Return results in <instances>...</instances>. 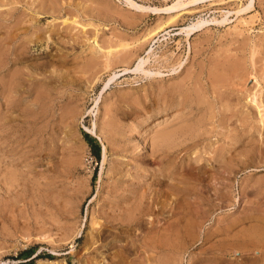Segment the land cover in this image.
<instances>
[{"label": "rangeland", "instance_id": "rangeland-1", "mask_svg": "<svg viewBox=\"0 0 264 264\" xmlns=\"http://www.w3.org/2000/svg\"><path fill=\"white\" fill-rule=\"evenodd\" d=\"M66 1L0 0L17 31L49 37L22 48L21 91L0 105V264H249L264 252V0ZM178 85L193 103L162 110ZM162 152L139 183L148 225L119 226L108 185Z\"/></svg>", "mask_w": 264, "mask_h": 264}, {"label": "bare ground", "instance_id": "bare-ground-1", "mask_svg": "<svg viewBox=\"0 0 264 264\" xmlns=\"http://www.w3.org/2000/svg\"><path fill=\"white\" fill-rule=\"evenodd\" d=\"M68 1V0H67ZM66 1V2H67ZM128 2V4L131 6V7H134V8H143L142 6H139V5H136L134 4L132 1L130 0H126ZM200 0H191L190 2L191 3H194V2H198ZM62 3V2H61ZM60 3V4H61ZM94 5V4H93ZM184 4H180V1H175V3H173L172 5L168 6V7H164V8H160L162 9L163 11H171V10H175L176 8H179L180 6H182ZM2 6V5H0ZM249 7H251V0L250 2L248 3V5L246 7H243V8H240V10H238L237 12L239 11H243V10H246L248 9ZM95 8V7H94ZM22 9V8H21ZM85 9V7H84ZM160 9H152L153 11H162ZM10 11V10H8ZM11 12V11H10ZM21 15V14H20ZM84 17V16H83ZM175 16H170L168 18V21H172L174 19ZM67 18V17H66ZM17 19V18H16ZM16 19L14 18V15L11 13H8V12H3V11H0V105H4L6 108L8 106H10V103L11 101H9V99L13 96V95H18L17 92L21 91L19 90L18 86L20 84H23V81L21 80L23 78V74L25 75V73H19V70H13L10 68V66L14 65V64H20V61L23 59V52H22V48H24V46L26 47V44H29V43H32L33 45H36L37 43H39L40 41H42L43 39H45V37H47V39L49 38L48 36H42V34L39 33L40 29H35L34 27L29 31H23L21 32L20 30L17 31L15 27H17V24H20L21 22H17ZM20 19V18H19ZM74 23H76L74 20H72ZM213 21H216V20H213ZM223 21V20H221ZM15 22V23H14ZM63 23H66V22H63ZM203 23H205V21H202L200 19H198L197 21H195L194 23H191L190 25H188L184 30L185 32H190L198 27H200ZM78 24V23H77ZM81 24V23H80ZM78 26V25H77ZM88 26V24H87ZM86 26V27H87ZM81 27L84 28V26L81 24ZM38 32V34H37ZM3 33V34H2ZM154 33V32H152ZM27 34H29L27 36ZM89 34V33H87ZM35 35V37H33ZM33 37V38H32ZM46 39V40H47ZM103 38H101L100 40H102ZM105 40V39H104ZM102 40V41H104ZM109 41V40H107ZM107 43V42H106ZM104 43V44H106ZM109 44V43H108ZM112 44V43H111ZM95 45V49L98 48L99 50H101V46L98 45L97 43L94 44ZM63 48V47H62ZM94 48V47H93ZM105 48L107 50V47L103 46L102 49ZM104 50V49H103ZM93 51V50H92ZM111 50L108 49V51H106L107 55L110 53ZM120 51V50H119ZM89 52V50H88ZM101 52H103L101 50ZM105 52V51H104ZM103 52V53H104ZM102 53V54H103ZM106 53H105V57H106ZM125 53V52H124ZM121 55V54H120ZM119 56V55H118ZM124 56V55H123ZM121 57V56H120ZM108 58V57H107ZM110 58V57H109ZM226 58V57H225ZM85 59V58H84ZM111 59V58H110ZM147 59V58H146ZM109 61V59H107ZM121 60V59H120ZM24 61V59H23ZM145 59L143 58H140L137 60V62L135 63L134 67L130 70L134 71V72H140L143 74H147V73H150L149 71H145L143 69V65L145 63ZM29 63V62H28ZM94 63V62H93ZM107 63V62H106ZM217 64V62H216ZM221 64V63H219ZM214 65V64H213ZM16 66V65H14ZM35 66V65H34ZM82 67V66H81ZM80 67V68H81ZM84 67V66H83ZM199 67V66H198ZM65 68V67H64ZM63 68V69H64ZM76 68V67H75ZM79 68V69H80ZM89 68V67H88ZM77 69V68H76ZM83 69V68H82ZM85 69V67H84ZM200 69V68H199ZM66 70V69H65ZM127 70V69H125ZM147 70V69H146ZM188 70V69H186ZM52 71V69H51ZM158 73V72H157ZM188 73V72H187ZM191 73V71H190ZM153 74V72L151 73ZM189 74V73H188ZM28 75V73H27ZM26 75V76H27ZM148 75V74H147ZM186 75V74H185ZM199 75V74H198ZM25 76V77H26ZM200 76V75H199ZM90 77V76H89ZM88 77V79H89ZM183 77V76H182ZM28 78V77H26ZM34 78V77H33ZM197 78V77H196ZM225 78V77H224ZM87 79V77L85 78ZM87 79V80H88ZM226 79V78H225ZM30 78L27 79V81H29ZM180 80H182L180 78ZM179 80V81H180ZM184 80V79H183ZM178 81V80H177ZM218 81V80H217ZM183 82V81H182ZM187 82V81H186ZM222 82V81H221ZM57 83V82H56ZM178 83V82H177ZM193 83V82H192ZM185 85V84H184ZM193 86V85H192ZM200 86V85H199ZM21 88V87H20ZM176 88V87H175ZM199 88V87H198ZM177 90H175L178 95L176 96V100L169 103L167 105V107L163 108L162 110H165V109H169V108H172V107H181V108H184L186 106H190L194 99L193 97L187 93V90L184 89L181 87V86H177L176 88ZM201 89V88H200ZM213 89V88H212ZM219 89V87H218ZM201 91V90H200ZM217 91V90H216ZM219 92H217V95H218ZM213 94V93H212ZM215 94V93H214ZM220 94V93H219ZM221 96V94H220ZM200 97V96H199ZM199 97H196L197 100H199L200 98ZM218 97V96H217ZM227 97V96H226ZM254 98V97H253ZM222 100V99H221ZM224 100V99H223ZM249 101V100H248ZM253 101V99H252ZM201 103V101H198ZM179 110H174V116L178 114ZM71 112V111H70ZM191 112V111H190ZM188 113V112H187ZM260 114V113H259ZM209 121V120H208ZM94 127V126H93ZM91 132V134H93L96 138L99 139V137L97 136V134L94 132V129H90L89 130ZM163 131H159L158 134L160 136H157L156 138V141L157 140H163V141H168V140H171L173 136H175L174 132H163ZM183 131H178L177 133V136H181L183 135ZM178 136V137H179ZM194 141V140H193ZM174 145H169L167 146V149H172ZM176 147V146H175ZM166 148V147H165ZM166 149V150H167ZM260 149V148H259ZM104 154H103V159L102 161L104 162V155H105V149L103 150ZM185 151V150H184ZM168 155L167 153L165 152H162L159 154V156H153V158L151 160H141L139 162H135L134 165H133V168L135 169L133 173H130L129 176L131 179L134 180V182H131V180L129 182L131 183H128V180H120L121 177H118L116 179H113L110 183V185H108V189L106 191V199L108 200V208L109 210L111 211V214H113L112 216V220L113 221H118V225L121 226L122 223L124 224H128L130 225L129 227H135V226H141V227H145V225L147 224L148 222V217L150 215V212L152 213L153 211L151 209V206L154 204V199L152 198L153 195L149 194V187L150 186H146L144 184H139L141 180L145 179L147 177V172L148 171V165L155 162V161H158L156 160V158H158L160 161L162 160L163 161V158H167ZM260 157V156H259ZM125 161V160H124ZM163 166V164H162ZM177 166V165H176ZM180 166V165H179ZM132 167V166H131ZM114 168V172L113 175H117L118 174V171L115 169V166H113ZM160 170V175H163L161 173H163V170L164 168H159ZM158 170V171H159ZM149 172V171H148ZM159 173V172H158ZM183 173V172H182ZM222 173V172H221ZM212 179V178H211ZM132 180V181H133ZM180 180V179H179ZM156 184L158 185H161L163 183L162 179L160 178H155L154 180ZM216 181V180H215ZM220 181V180H219ZM183 182V181H182ZM181 181L179 182V185H180ZM207 183V182H206ZM214 183V182H213ZM183 185V183L181 184ZM181 187V186H180ZM207 187V186H206ZM176 188H178L176 186ZM256 187H254L255 189ZM184 189V190H183ZM203 189V188H202ZM182 191H186L187 194L190 193V192H193L195 193L194 190H189L187 187H183L181 188ZM209 190V189H208ZM180 191V190H178ZM177 191V192H178ZM205 191V190H203ZM256 192V190H254ZM207 192V191H206ZM205 192V193H206ZM250 192V191H249ZM176 193V191H175ZM253 193V192H252ZM163 191L159 188L156 192V195L154 197H156L157 199H161L163 198ZM249 194V193H248ZM256 194V193H255ZM151 195V196H150ZM246 195V194H245ZM250 195V194H249ZM248 195V196H249ZM166 196V195H164ZM247 196V198H248ZM253 196V195H252ZM252 196H250L249 198H251ZM165 198V197H164ZM179 199V197H177ZM200 198H203V197H200ZM157 199H156V202H157ZM199 199V198H198ZM263 199V198H262ZM162 200V199H161ZM164 200V199H163ZM172 200V199H171ZM197 200V199H196ZM200 200V199H199ZM174 201V200H173ZM155 202V203H156ZM159 203V202H158ZM157 203V204H158ZM162 203V201L160 202ZM159 203V204H160ZM170 203V202H169ZM172 203V202H171ZM197 203V202H196ZM216 203V202H215ZM247 203V202H246ZM175 204V203H174ZM177 204V202H176ZM220 204V203H218ZM263 204V203H262ZM163 205V203H162ZM198 205V204H197ZM196 205V206H197ZM200 205V204H199ZM198 205V206H199ZM176 206V205H175ZM174 206V207H175ZM205 206V205H204ZM210 206V205H209ZM222 206V205H221ZM162 207V206H160ZM160 207H158V209L160 210ZM168 208V207H167ZM206 208V207H205ZM162 211V210H160ZM159 212V211H158ZM161 214V213H160ZM207 215V214H206ZM165 216V215H164ZM204 217V215H202ZM162 217V216H161ZM207 218V216H205ZM202 218V217H201ZM209 219V218H208ZM112 221V222H113ZM207 221V220H206ZM111 222V223H112ZM234 222V221H233ZM155 223V222H154ZM232 223V222H231ZM93 224H96V222H93ZM259 224V223H257ZM148 225V224H147ZM150 225V224H149ZM94 227V226H93ZM151 227V225H150ZM227 227V226H226ZM230 227V226H229ZM142 230H145V228ZM257 228V227H256ZM254 228V229H256ZM141 229V228H140ZM220 229V228H219ZM222 229V228H221ZM229 228H227V231H228ZM263 229V228H262ZM262 229H259L260 231H262ZM218 230V229H217ZM253 230V229H252ZM253 232V231H252ZM177 235L179 234L178 232H176ZM174 233V234H176ZM187 233V232H186ZM254 233L256 234L257 232H255L254 230ZM227 234V233H226ZM229 234V233H228ZM235 234V233H234ZM234 234L232 233L231 236ZM237 234V233H236ZM254 234V235H255ZM264 234V233H263ZM179 236V235H178ZM177 236V237H178ZM229 236V235H228ZM232 236V238H233ZM259 236H260V233H259ZM262 236V234H261ZM260 236V237H261ZM227 237V236H226ZM230 237V236H229ZM237 237V235H236ZM223 238V237H222ZM263 238V237H262ZM179 239V237H178ZM231 239V237L229 238ZM175 240L177 241L176 239V236H175ZM232 240V239H231ZM257 239H255L256 241ZM264 240V239H263ZM261 240V241H263ZM260 241V240H259ZM258 241V242H259ZM260 241V242H261ZM206 242V241H205ZM251 242V241H249ZM232 243V242H230ZM255 243V242H254ZM263 243V242H262ZM175 243L173 242V245ZM229 244V243H228ZM234 244V243H233ZM256 244V243H255ZM264 244V243H263ZM263 244H260V245H263ZM126 245V244H125ZM176 245V244H175ZM177 245H178V242H177ZM230 245V244H229ZM236 245V244H235ZM242 245V244H241ZM244 245V244H243ZM254 244L252 243V246ZM124 246V245H123ZM238 246V245H237ZM256 246V245H255ZM264 246V245H263ZM177 247V246H176ZM175 247V248H176ZM234 247V245H233ZM232 247V248H233ZM258 247V246H257ZM118 248V247H117ZM174 248V246H173ZM175 248L173 249L174 251ZM138 249V248H137ZM143 249V248H142ZM259 249V248H258ZM172 250V252H173ZM256 250V249H254ZM261 250V249H260ZM257 251V250H256ZM264 251V250H263ZM260 252V251H259ZM257 251V254L256 256H254L253 259H251L250 263L249 264H264V252H260L259 253ZM101 253V252H100ZM175 253V252H174ZM238 253V252H237ZM218 255V254H217ZM95 256V255H94ZM173 256V255H172ZM171 256V257H172ZM177 256V254H176ZM219 256L221 255H218L215 256L217 258H219ZM233 256V255H232ZM244 256V255H243ZM144 257V256H143ZM163 258V257H162ZM174 258V257H173ZM177 258V257H176ZM221 258V257H220ZM91 259V258H90ZM171 259V258H170ZM168 260V259H167ZM174 260V259H173ZM220 260V259H219ZM247 260V259H246ZM244 260V261H246ZM249 260V259H248ZM247 260V261H248ZM92 261V260H91ZM165 261V260H164ZM163 261V262H164ZM175 261V260H174ZM218 261V260H217ZM162 262V264H163ZM167 262V261H166ZM165 262V264H166ZM214 262V261H213ZM220 262V261H218ZM169 263V262H168ZM115 264V263H114ZM171 264H175V263H171ZM209 264V263H208ZM231 264V263H230Z\"/></svg>", "mask_w": 264, "mask_h": 264}, {"label": "trees", "instance_id": "trees-1", "mask_svg": "<svg viewBox=\"0 0 264 264\" xmlns=\"http://www.w3.org/2000/svg\"><path fill=\"white\" fill-rule=\"evenodd\" d=\"M95 156L97 157V156H98V154H97V153H95Z\"/></svg>", "mask_w": 264, "mask_h": 264}]
</instances>
